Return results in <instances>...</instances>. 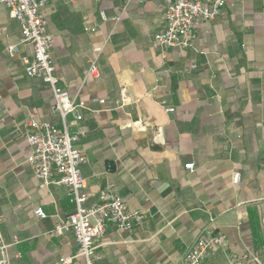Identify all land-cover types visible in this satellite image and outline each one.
Returning a JSON list of instances; mask_svg holds the SVG:
<instances>
[{
    "label": "crops",
    "instance_id": "0c3cea01",
    "mask_svg": "<svg viewBox=\"0 0 264 264\" xmlns=\"http://www.w3.org/2000/svg\"><path fill=\"white\" fill-rule=\"evenodd\" d=\"M169 1L49 0L44 11L82 116L68 120L85 191L98 201L112 186L146 215L132 231L109 225L97 264H179L200 237L226 240L203 264H264V0H226L187 50L153 45ZM32 56L0 4V246L11 264H82L71 233L51 234L73 212L67 190L42 185L27 163L26 122L63 127L47 83L26 74ZM96 57L99 77L85 81Z\"/></svg>",
    "mask_w": 264,
    "mask_h": 264
},
{
    "label": "built area",
    "instance_id": "2783aa9c",
    "mask_svg": "<svg viewBox=\"0 0 264 264\" xmlns=\"http://www.w3.org/2000/svg\"><path fill=\"white\" fill-rule=\"evenodd\" d=\"M48 3L49 0H0V4L8 9L9 16L19 23L22 44L32 48V58L24 60L27 76L42 78L47 83L53 95L52 113L59 116L63 123L62 128H57L46 121L30 119L26 122V139L31 148L27 163L42 185L64 187L73 205L72 214L51 234L62 236L71 233L79 246L77 257L82 264H97L102 259L96 253L98 243L104 238L108 226L114 225L119 231H132L145 223L146 215L130 210L127 200L112 186L101 192L98 201L92 200L85 191L87 180L82 173L85 156L78 147L81 135L70 132L72 124L68 120L73 115L75 122H79L82 116L76 113L79 105L62 86L57 75L53 61L54 37L48 32V19L44 12ZM225 4L226 0H170L163 28L154 37V47L190 49L199 27L222 16ZM102 16L106 19L104 14ZM86 30L94 31L92 28ZM9 53L14 56L16 51L10 48ZM100 53L101 49H97L98 56ZM97 61L98 57L91 62L85 81L99 77ZM196 68L194 65L192 69ZM174 110L166 109L167 112ZM137 127L140 128V125ZM185 168L189 172L195 171L193 163L185 165ZM240 180V174H235L234 183L238 184ZM34 214L40 219L47 216L42 208H36ZM225 242L224 237H200L188 247L179 264H203L206 256L223 248ZM7 249L5 245L0 246V264H11ZM245 261L246 257H232L229 264H244ZM61 262L64 264L67 261Z\"/></svg>",
    "mask_w": 264,
    "mask_h": 264
}]
</instances>
